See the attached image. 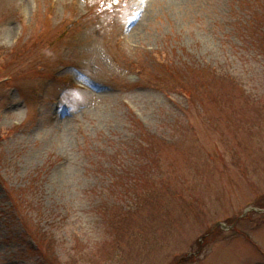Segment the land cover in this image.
Segmentation results:
<instances>
[{"label": "rangeland", "instance_id": "obj_1", "mask_svg": "<svg viewBox=\"0 0 264 264\" xmlns=\"http://www.w3.org/2000/svg\"><path fill=\"white\" fill-rule=\"evenodd\" d=\"M0 65V264H264V0H0Z\"/></svg>", "mask_w": 264, "mask_h": 264}, {"label": "trees", "instance_id": "obj_2", "mask_svg": "<svg viewBox=\"0 0 264 264\" xmlns=\"http://www.w3.org/2000/svg\"><path fill=\"white\" fill-rule=\"evenodd\" d=\"M0 68L2 69V66L0 65ZM182 90H186V92L189 94V92L187 91V89H182ZM16 204V202H15V200H14V202H13V205H15ZM35 230H33V232H34ZM38 233V237L39 238H41L42 236H43V234L44 233H41L40 231H38V232H35V234H37ZM45 237V241H42V240H40L39 238H36V237H34V239H37V240H39L40 241V244L39 245H41L42 247H46V248H49L50 249V246H49V243H51V242H49V238L48 237H46V236H44ZM51 241V240H50ZM50 253H45L44 255L45 256H48ZM55 258V261H51L50 262V264H54L55 262H56V257H54Z\"/></svg>", "mask_w": 264, "mask_h": 264}, {"label": "bare ground", "instance_id": "obj_3", "mask_svg": "<svg viewBox=\"0 0 264 264\" xmlns=\"http://www.w3.org/2000/svg\"><path fill=\"white\" fill-rule=\"evenodd\" d=\"M149 1H151V0H149Z\"/></svg>", "mask_w": 264, "mask_h": 264}]
</instances>
